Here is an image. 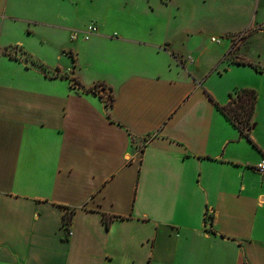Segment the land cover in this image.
I'll use <instances>...</instances> for the list:
<instances>
[{"label":"crops","instance_id":"obj_1","mask_svg":"<svg viewBox=\"0 0 264 264\" xmlns=\"http://www.w3.org/2000/svg\"><path fill=\"white\" fill-rule=\"evenodd\" d=\"M80 2L0 0V264H264V54H241L264 30L205 67L173 18L95 17L84 40ZM246 88L258 148L211 99Z\"/></svg>","mask_w":264,"mask_h":264},{"label":"rangeland","instance_id":"obj_2","mask_svg":"<svg viewBox=\"0 0 264 264\" xmlns=\"http://www.w3.org/2000/svg\"><path fill=\"white\" fill-rule=\"evenodd\" d=\"M74 11L73 23L80 26L86 23V29L93 24L92 18L108 15L114 18L132 16V19L138 20L137 29L144 31H155L158 21L165 17L173 18L171 24L178 25L179 30L174 25L171 34L173 32L178 36L179 49L194 53L198 48H206L205 67L225 47L228 46L226 53L233 42L236 47L255 24L260 25L258 30H264V0H83ZM213 38L216 42L212 41ZM247 39V49L243 48L241 54H264V34L250 33ZM13 50L10 48L7 52L12 53ZM180 62L183 68L190 67L186 60L181 59ZM242 77L241 71L235 70L223 79L217 75L213 82L217 85L231 83ZM112 96L111 93L109 103Z\"/></svg>","mask_w":264,"mask_h":264},{"label":"trees","instance_id":"obj_3","mask_svg":"<svg viewBox=\"0 0 264 264\" xmlns=\"http://www.w3.org/2000/svg\"><path fill=\"white\" fill-rule=\"evenodd\" d=\"M235 42H233L232 50L235 49L234 47ZM238 64L243 65H251L248 62H238ZM259 72L263 71V69L256 68ZM89 91L97 92V88L90 89ZM230 102L227 105L221 106L212 96L211 99L214 101L215 106L221 110V112L227 117V119L232 122L236 128L242 133V136L248 139L254 147L258 148L257 145L253 142L251 138V129L253 127V119L255 118L256 106L258 103V94L253 89H239L235 90L234 93L230 95ZM115 97H111L110 103H107V106L111 108L113 106ZM75 214L74 209L67 212L64 216V226L67 231V235L69 236L71 233L70 226L72 225L73 216ZM103 220L106 223V227L110 228L112 222L116 218H120L125 220L122 217H114L108 215L106 213H102ZM213 217L207 216V223H211V226L208 227V230L213 232Z\"/></svg>","mask_w":264,"mask_h":264},{"label":"built area","instance_id":"obj_4","mask_svg":"<svg viewBox=\"0 0 264 264\" xmlns=\"http://www.w3.org/2000/svg\"><path fill=\"white\" fill-rule=\"evenodd\" d=\"M98 28L95 24H90L87 29L84 31V40H88L91 35L97 34ZM74 38V37H73ZM213 42H216L215 38L212 39ZM257 171L260 173H264V160L256 167Z\"/></svg>","mask_w":264,"mask_h":264}]
</instances>
